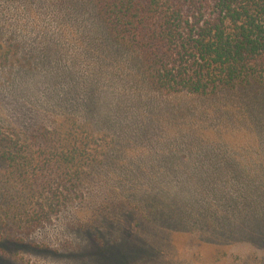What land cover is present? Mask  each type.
<instances>
[{"label": "rangeland", "instance_id": "374dc122", "mask_svg": "<svg viewBox=\"0 0 264 264\" xmlns=\"http://www.w3.org/2000/svg\"><path fill=\"white\" fill-rule=\"evenodd\" d=\"M0 56V125L110 142L61 208L0 194V264H264V97L154 90L87 0H0Z\"/></svg>", "mask_w": 264, "mask_h": 264}, {"label": "trees", "instance_id": "16d2710c", "mask_svg": "<svg viewBox=\"0 0 264 264\" xmlns=\"http://www.w3.org/2000/svg\"><path fill=\"white\" fill-rule=\"evenodd\" d=\"M87 1L113 41L141 57L154 90L204 100L264 97V0ZM109 149V140L76 118L31 132L0 125V194L12 208H61Z\"/></svg>", "mask_w": 264, "mask_h": 264}]
</instances>
